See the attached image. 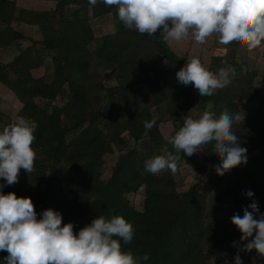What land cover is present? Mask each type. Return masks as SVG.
Wrapping results in <instances>:
<instances>
[{
    "label": "trees",
    "instance_id": "16d2710c",
    "mask_svg": "<svg viewBox=\"0 0 264 264\" xmlns=\"http://www.w3.org/2000/svg\"><path fill=\"white\" fill-rule=\"evenodd\" d=\"M53 1V7L33 8L0 0V54L7 47L17 50L10 60L0 62V81L21 101L19 114L34 124L32 147L37 153L35 170L28 174L21 169L19 182L5 186L3 193L30 197L38 219L46 209L59 211L62 223H73L75 233L98 216H123L135 229L123 250L148 254L141 264H229L240 234L231 217H242L254 200L259 207L256 217L264 214V94L255 84L257 70L235 56L239 43L214 52L206 67L213 72L234 69L231 84L201 97L194 86L176 78L188 55L178 54L159 32L153 37L127 29L116 6L102 0L95 5L89 0ZM110 12L115 30L97 36L91 18ZM27 24L37 25L41 37H30L24 46L26 34L18 25ZM48 53L51 73H40L37 69ZM108 74L115 83H107ZM198 104L200 115L208 111L218 117L224 108L238 114L235 133L247 149V163L230 170L235 180L213 207L209 190L200 189L199 183L180 190L170 171L153 175L145 170V161L165 148L174 152L168 140L187 116L176 118L165 137L152 107L164 105L167 112L182 114ZM0 119L7 126L14 118L0 111ZM152 119L156 124L145 135L144 121ZM109 154L116 156L114 162L107 160ZM184 163L213 185L224 178L215 171L220 159L211 144L190 157L182 152L179 167ZM141 187L144 199L138 208L129 195ZM248 191L254 196L248 197ZM210 211L214 213L209 216ZM7 255L0 251V264ZM253 255L259 260L258 253Z\"/></svg>",
    "mask_w": 264,
    "mask_h": 264
},
{
    "label": "clouds",
    "instance_id": "9594fccd",
    "mask_svg": "<svg viewBox=\"0 0 264 264\" xmlns=\"http://www.w3.org/2000/svg\"><path fill=\"white\" fill-rule=\"evenodd\" d=\"M97 0H89L95 5ZM107 6H116L117 16L129 30L153 36L160 31L165 43L179 42L191 33L197 43L204 44L213 33L219 43L245 44L255 49L264 41V0H102ZM232 68L218 72L207 69L198 57H190L176 72L177 81L192 85L199 95L212 96L227 88L235 77ZM240 116L228 108L217 117L205 111L199 118L186 116L183 126L168 140L173 151L145 161V170L153 175L163 171L175 174L181 153L192 156L204 152L212 145L219 157L215 166L219 175L247 163V149L240 144L235 125ZM156 120L144 121L145 135L155 126ZM35 126L22 115L16 116L0 131V251L7 252L4 264H141L148 254L136 256L122 245L132 242L135 229L123 216H98L91 223L74 232V224L62 223V214L51 208L37 218L30 197H18L15 192L3 193L5 186L19 182L23 169L32 173L37 153L32 147ZM248 197L254 193L248 191ZM251 209L249 211L248 209ZM259 212L255 200L244 208L243 216L234 214L231 222L241 233L234 264H243L240 251L255 250L264 258V214Z\"/></svg>",
    "mask_w": 264,
    "mask_h": 264
},
{
    "label": "rangeland",
    "instance_id": "374dc122",
    "mask_svg": "<svg viewBox=\"0 0 264 264\" xmlns=\"http://www.w3.org/2000/svg\"><path fill=\"white\" fill-rule=\"evenodd\" d=\"M16 4L18 6H38L43 5L40 4L41 2H38L36 0H15ZM55 5V1L51 7ZM50 5H47L48 7ZM92 19V18H91ZM91 23L93 24L95 31L99 33L100 29L98 27L99 22L92 20ZM91 24V25H92ZM22 29L23 26L18 25ZM93 28V27H92ZM36 26L30 25L29 27L26 26L23 30L26 34V37L22 39V43L24 46L29 44L31 42L30 37L36 38V33H40V29H38ZM102 30L107 31L108 27L102 28ZM110 30V29H109ZM158 32V31H157ZM160 33V31H159ZM36 36V37H35ZM99 36V35H98ZM219 37L217 34L213 33L209 37L206 38V42L204 44L197 43L194 40L193 35L190 33L188 38L185 40H181L179 42H172L173 49L180 55H188V58L190 57H198L201 61L204 62L205 67H208L212 60V56L214 52H220V50L227 45H222L219 42ZM171 44V43H170ZM96 42L92 43V46H95ZM40 48L43 52H46V48L40 44ZM228 48H231V46H228ZM219 49V50H218ZM17 50L12 47H7L4 49V51L0 54V62H5L10 60L15 54ZM235 56L238 61L240 62H248L251 69L257 70V76L255 77V84L260 89V91L264 94V41H262V44L258 46L255 49H249L245 44L238 45ZM46 63L42 64L40 67H38L37 71L40 73H51L52 70V62H51V54H46L45 56ZM106 80L108 84L115 83L116 79L113 74H108L106 76ZM40 102L43 101V99H38ZM21 101L15 94L13 90H11L4 82L0 81V111L8 114L9 116L15 118L16 116L20 115L19 110L21 108ZM199 104L186 113L182 114H176V113H169L165 110L164 105H154L152 107L153 116L155 119L160 120V129L162 130L165 137H169L170 133L174 129V120L178 118L179 116H195L199 114ZM250 106L245 107V111H249ZM200 115V114H199ZM5 127V121H2L0 119V130L2 131ZM116 159V156L114 154H109L107 156V160L109 162H114ZM61 172V170H58ZM175 177L178 183V189L183 190L187 189L190 186H192L195 183H199L200 189L203 190H209L208 191V200L210 202V207H213L222 192L229 189V187L234 182V174L230 171L225 172L224 178L221 182H219L216 185H213L208 180H204L203 177L196 171L193 167H191L189 164H182L177 172L175 173ZM130 199L132 202L138 207L142 208L143 206V199H144V187H141L136 193H130ZM212 212L210 211L209 216ZM214 213V212H213ZM212 213V214H213ZM241 239V233L235 236L234 242H237V245H239ZM238 251L237 247L233 246V252L230 254L229 257V264H234V257L236 256ZM253 252L257 253L255 250H252L251 252H244L240 251L239 255L243 261V264H256V263H264V258H257L254 257Z\"/></svg>",
    "mask_w": 264,
    "mask_h": 264
},
{
    "label": "crops",
    "instance_id": "0c3cea01",
    "mask_svg": "<svg viewBox=\"0 0 264 264\" xmlns=\"http://www.w3.org/2000/svg\"><path fill=\"white\" fill-rule=\"evenodd\" d=\"M36 1L41 2L40 4H43V5H38V6L36 5V6H33V8H49L54 3L53 0H36ZM47 5H50V6L46 7ZM28 7H31V6H28ZM92 20H95V21L99 22V24H98V27L100 29L99 33H97L95 31V28H94L93 24L91 23L92 27L94 29V32H95V34L97 36L98 35L101 36V35H103L105 33L113 32L115 30V22H114L113 14L111 12L110 13H106V14H102V15H99V16L92 17L91 21ZM30 25L38 27L35 24H27V25L23 26V28H25L26 26L29 27ZM106 27H108L107 31L102 30V28H106ZM38 29H39V27H38ZM158 32H159V30H158ZM36 36H35L36 38H40L41 34L40 33H36ZM172 45H173V43L171 42V46Z\"/></svg>",
    "mask_w": 264,
    "mask_h": 264
}]
</instances>
